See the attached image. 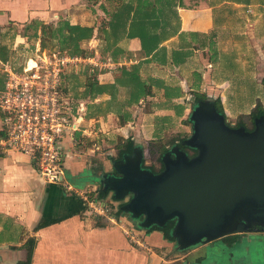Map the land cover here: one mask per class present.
<instances>
[{
	"label": "crops",
	"instance_id": "1",
	"mask_svg": "<svg viewBox=\"0 0 264 264\" xmlns=\"http://www.w3.org/2000/svg\"><path fill=\"white\" fill-rule=\"evenodd\" d=\"M153 1L0 0V90L5 79L3 66H12L17 49L26 46L27 37L21 31L33 30L31 35L37 41H34L36 46L32 51L35 54L40 45L36 35L40 33L41 25H56L58 21L66 20L73 25L92 27L91 38L80 43L91 47L90 57L113 65L95 67L100 83L116 82L123 66L135 64L139 68L145 62V66L152 68L151 76L141 78L152 79V95L125 107L130 112L125 123L119 122L113 109L101 115H87L89 104L101 103L103 106L109 98L107 94L103 100L88 98L86 105L79 100L83 111L75 135L89 133L88 141L95 146L89 150L98 147L94 127L102 133L103 143L110 141V135L114 134L140 142L139 128L144 130L150 113L154 115L153 126L150 134H144V137H162L169 126L174 129L182 121H188L191 104L187 94H208L206 81L218 92L212 98L221 99L226 119L235 122L238 119L234 113L236 109L232 110L228 104L232 81L217 74L219 57L213 59L211 54L237 50L244 66L252 67L247 74L253 87L248 91L264 94V0H169L168 4L160 0L152 6ZM123 3L134 6L129 19L120 23L113 35L111 19ZM137 8L134 24L144 12L158 14L160 10L158 24L147 25L152 34L149 52L142 50L140 32L134 30L133 36L128 35L133 10ZM214 45L217 48L212 51ZM240 83L244 84L238 82V85ZM117 86L118 93L123 91L124 94L125 89L118 83ZM257 104L264 109V99L260 101L255 97L240 112L246 110L249 114ZM182 128L179 133L183 135L190 131L186 125ZM62 144L61 163L66 187L47 183L26 154L11 151L0 156V264H21L26 260L29 248L31 256L27 264H177L178 260L182 264H200L207 258L200 246H191L180 257L174 254L173 258L167 259L165 256L170 253L174 240L166 238L162 230L139 226L125 214L119 217L121 221L111 222L102 216L83 213L80 194L90 192L89 195H93L103 184L99 176L92 173L95 165L79 152L76 143L64 138ZM111 164L110 161L103 162L106 167L103 173H108ZM127 224L138 236L137 242L125 234ZM184 257L186 260H182Z\"/></svg>",
	"mask_w": 264,
	"mask_h": 264
},
{
	"label": "water",
	"instance_id": "2",
	"mask_svg": "<svg viewBox=\"0 0 264 264\" xmlns=\"http://www.w3.org/2000/svg\"><path fill=\"white\" fill-rule=\"evenodd\" d=\"M190 120L192 133L183 144L195 155L171 148L162 156L163 169L153 173L134 152L100 179L104 190L124 200L120 209L137 225H168L179 249L250 231L251 223L264 226V115L246 131L227 125L201 100Z\"/></svg>",
	"mask_w": 264,
	"mask_h": 264
},
{
	"label": "built area",
	"instance_id": "3",
	"mask_svg": "<svg viewBox=\"0 0 264 264\" xmlns=\"http://www.w3.org/2000/svg\"><path fill=\"white\" fill-rule=\"evenodd\" d=\"M32 60L29 65L28 61ZM113 67L90 56L63 51L36 49L18 66H3L4 85L0 90V156L11 151L28 155L40 176L48 183L67 186L61 163L62 140L74 142L80 128V104L74 105L65 88V76L71 68ZM90 193V192H89ZM88 192L80 194L83 213L102 216L111 222L121 221L105 202ZM134 242L136 234L124 230Z\"/></svg>",
	"mask_w": 264,
	"mask_h": 264
},
{
	"label": "rangeland",
	"instance_id": "4",
	"mask_svg": "<svg viewBox=\"0 0 264 264\" xmlns=\"http://www.w3.org/2000/svg\"><path fill=\"white\" fill-rule=\"evenodd\" d=\"M159 2H161L160 0H158ZM162 4V3H161ZM160 13V10L158 11ZM157 14L154 12L155 16H159L161 14ZM140 15V14H139ZM33 30L32 29H28V30H24V32L21 31V34L23 36H26V46L24 48V46L20 47L17 49V51L15 52V56L13 58V62L10 64L14 67L18 66L19 64L23 63L24 60L26 59L27 55H31L34 56V54H32L33 51V47L36 46L34 43L37 42L35 40L34 37H32ZM41 33V32H40ZM38 34V36H41V34ZM40 39V38H39ZM42 39V38H41ZM43 39H44V47L41 46V42L40 40L37 47L40 48V50L42 51H65L67 52V48H64L65 50H59V38H50L47 35H43ZM35 41V42H34ZM217 45V44H216ZM214 45L213 50H215L217 48V46ZM80 47L86 48V50H90L91 47L88 46V44H81L80 43ZM237 51V50H236ZM228 51V52H218V54L215 52H213L211 54V57L213 59H215V57H219V65L217 68V74H219L220 76L223 77H229V79H231L233 87L230 89V92H228L229 97H228V104H230V108L232 110L236 109L235 115H238V119L235 120V123H244L245 125H249V120L251 121L250 117L254 116V115H258L260 113H264V109L257 104L255 107H253L249 114H246L247 111L243 109H245L247 107V105H249V102L251 101V99L255 100V97H258L260 101H262L264 99V94L263 92H250L248 91L249 88H252V84L251 82H249L248 80V72L252 71V67L248 66L245 67L244 63L241 61L240 58H238V51ZM214 61V60H212ZM145 63V62H144ZM144 63L142 65H140V67L138 68V73L140 74L141 78H146L147 76H151L152 73V68L151 67H147L144 65ZM97 67V66H95ZM94 66H90L88 63L85 64H79L77 67L71 68L68 73L65 76V88L66 90H68L67 92L69 93L68 96L71 99V101H73L74 105H77L76 102L80 103L79 100L83 101L84 104L86 105V102L89 101L88 96L86 97H81L82 96V92L84 90V86L83 84L85 83V76L82 73V69L86 70V73H90L92 72V69L95 68ZM99 68V67H97ZM100 68H107L105 66L100 67ZM99 78V77H98ZM209 80V79H208ZM238 82H242L244 84H239ZM206 86H208V88L206 89V91L208 90V94L206 93V98L205 100L209 101L212 105V96L214 97L218 92L211 89L212 86L211 83L209 81H206ZM123 91L118 93V97H123ZM97 97V98H96ZM94 100H103V98H106V94H101L96 96ZM187 98H189L190 102L189 104H191L190 108V113L188 115V121L190 119V114L191 111L193 110V107L198 103V101L195 100V96L192 94H187ZM152 100V99H151ZM86 101V102H85ZM113 107H116L115 104H113ZM155 108H153L154 110ZM144 110V108H143ZM114 112V111H113ZM153 112V111H152ZM240 112V113H239ZM116 114V111L114 112ZM143 113V112H142ZM146 116V115H145ZM148 117V121L144 124V130H142L141 128H139V133H140V139L138 143H135L136 148L138 149V152L141 155V166L143 168H148L150 169V171H154L156 170V168H159L160 164H161V159L162 156L164 155L163 153L160 152L158 146L159 144H156L155 142H157L159 139L158 137L153 135L152 139H145V135L148 136V134H150L151 132V128L153 126V122H152V118H153V113L147 115ZM243 118V119H241ZM186 120V119H185ZM234 120V119H231ZM186 121L185 123L182 121L180 124H178L177 127H174V129H171V126H169L170 124H168L169 128L168 131L165 132L163 135H161L162 137H160V140H163L166 142V149L168 151H170V148L172 146H177L180 150H184L187 153H191V149L187 148L185 146V144H183V140L185 138H187L189 136V134L192 133V127L190 126V122ZM241 121V122H240ZM192 123V121H191ZM227 123H229L230 125L233 124L235 125L234 122H230L229 120H227ZM242 123V124H243ZM183 125H186L187 127H189L190 131H188V134L183 135L181 133H179V130L183 129ZM96 131V133H94V135H96L97 137H95V139L97 141H95V143H97V148L94 149L93 151L89 150L95 148V146L92 145V143L89 140L88 134L86 135H82L83 133H81V135H79L78 137L76 135L75 140L73 143H76L75 146L78 147L79 152L83 153L85 158L87 159V161H90L92 164L95 165L94 169L92 168V173L94 176L98 177V179H102L104 178L108 173H112L114 172L113 169V164H111L112 166H110V170L108 171V173H103V169H105L106 167L103 166V162L104 161H110L111 163H113V161H116L118 159L121 158H116V152H117V148H118V144L123 142V140L125 138L123 137H117V135H110L111 136V140L110 141H106V143H103V141L101 140V134L102 133H98L96 130V127H94ZM172 131H177L178 133H173ZM78 132V131H76ZM75 132V133H76ZM145 134V135H144ZM88 136V137H87ZM113 136V137H112ZM67 142V141H66ZM90 142V143H89ZM167 151V152H168ZM99 152H104L101 156L96 155V153ZM163 154V155H162ZM151 166V167H149ZM103 167V168H102ZM102 173L101 175L99 173ZM92 175V174H90ZM99 181V180H98ZM101 181V180H100ZM100 190H104V187L101 186L99 189L96 188V193L94 192L93 195L97 196V194H99ZM100 199V198H99ZM102 202H106V200H109L108 202H106L107 206L110 208V210H112V212L114 214H116L118 217H121V215H124L125 213L123 212H119L118 209L120 207V204L124 201V200H119V199H114L113 195L110 191L106 192V197L102 200L100 199ZM128 218L131 220L130 216L127 215ZM127 229H130V225L127 224L125 225ZM152 227V226H151ZM150 227V228H151ZM260 232V233H259ZM240 234V233H239ZM256 234V235H255ZM261 234V235H259ZM228 236H232L233 238V242H227L223 239V237L213 240V241H205V242H198L194 245H191L192 247L194 246H200V248L206 252L207 254V258L205 260H203L200 264H212V261H214L215 264H264V231H255V232H242L239 235V238H235V236H238L234 233H231V235L229 234ZM138 239V236L136 237ZM240 239V240H239ZM173 240V238H172ZM236 240V242L234 241ZM239 240V241H238ZM235 242V243H234ZM239 242V243H238ZM229 243H232V245H228ZM210 244H212L213 246H210ZM191 246L183 248V249H179L178 248V244L174 243L172 244V246H170V253L168 255L165 256V258H173L174 254H178L179 257L181 255H183L184 252H186ZM182 260H186L185 257ZM177 264H182L180 263V260L176 261Z\"/></svg>",
	"mask_w": 264,
	"mask_h": 264
},
{
	"label": "trees",
	"instance_id": "5",
	"mask_svg": "<svg viewBox=\"0 0 264 264\" xmlns=\"http://www.w3.org/2000/svg\"><path fill=\"white\" fill-rule=\"evenodd\" d=\"M158 0H154L152 6H155ZM163 3H169V0H164ZM123 7H121L120 10H117L111 19V32L112 34H116L118 31V25L120 23L125 22L129 19L130 11L133 9V6L131 3H123ZM138 16V8L137 10H133V17L131 21V25L128 27V35L133 36V31L137 30L140 32V38L142 43V50L145 52H149L152 49V45L150 43V36L151 30L150 27L148 28L147 25L153 23V25L158 24V16H155V14L144 12L143 15L139 17L137 20V23L134 24V19ZM166 22V20H165ZM40 34L41 36H37L40 38L41 46L44 47V39L43 35H47L50 38H59V50H65L64 48H67V53L71 55H81V56H89L91 55V51L86 50L83 47H80V42L82 40H86L91 38L92 36V27L89 26H80V25H73L70 24L66 20L58 21L56 25L48 23V24H42L40 28ZM144 34V35H143ZM42 38V39H41ZM156 47V44L155 46ZM82 73L84 74L86 80L83 84L84 90L82 92L81 97H86L90 100H93L96 96L101 94H107L109 98L105 100V104L102 106L101 103H93L89 104V111L87 115L96 114L101 115L106 113L107 111H110L113 109L116 111L119 122L125 123L128 119V116H130V112L125 109L126 106H129L132 103H137L141 98H146L147 96L152 95V79L146 80L141 79L139 73H138V66L133 64L129 67L123 66L119 70V77H117V83L121 85L124 90V98L118 99L117 93H118V86L116 82L113 83H100L97 79V73L98 70L96 68L92 69V72L86 73V70L82 69ZM155 84H158L157 81H155ZM168 96V93L166 94ZM195 100L201 101L205 100L206 95L204 93H194ZM213 107L216 109V111L221 114L224 118L225 112L221 104V99L219 97L212 100ZM113 104H115L116 107H113ZM264 113H260L258 115H261ZM159 140L155 142L156 144H159L158 148L161 153L167 152L166 149V142L163 140ZM116 152V158H122L125 155H131L134 152H138V149L136 148L135 142L131 140L130 138H126L123 140V142L119 143ZM162 154V155H163ZM161 161V160H160ZM151 167V166H149ZM107 190H100L98 194V198L102 199L104 196H106ZM114 199H117L113 197ZM79 202H82L81 199H79ZM84 208L83 202H82V210ZM119 212L122 210L118 209ZM41 223V225H43ZM153 229L162 230L164 232V236L168 239H172L171 235L169 234V229L167 227H160V226H153ZM234 237L225 236L224 240L227 242H231ZM31 256V249L29 248L27 258L24 262L21 264H27Z\"/></svg>",
	"mask_w": 264,
	"mask_h": 264
},
{
	"label": "flooded vegetation",
	"instance_id": "6",
	"mask_svg": "<svg viewBox=\"0 0 264 264\" xmlns=\"http://www.w3.org/2000/svg\"><path fill=\"white\" fill-rule=\"evenodd\" d=\"M261 115H264V114H261ZM258 116H260V115H254V116H251L250 117V119H251V121L249 120V125H245L243 122V124L242 123H238V122H234L235 123V125H233V124H231L233 127H242L244 130H246V131H251V130H253V128H254V118H256V117H258ZM225 120H227L226 118H225ZM241 122V121H240ZM190 124H191V127H192V123H191V120H190ZM227 125H230L229 123H227ZM191 134H189V136H190ZM188 136V137H189ZM187 137V138H188ZM186 139V138H185ZM184 139V140H185ZM186 146V145H185ZM171 148H173V151L172 152H174V151H177V149H179L177 146H172ZM170 148V149H171ZM188 148V147H187ZM183 150V149H182ZM168 151V150H167ZM184 151V150H183ZM170 153L171 154V156H173V153ZM196 150H195V148L193 149H191V153L189 154V153H187L188 154V156L190 157V156H193V155H195L196 154ZM119 160V159H118ZM148 169V168H147ZM163 169V164H162V161H161V164H160V166H159V168H156V170H154L153 171V173H158V172H160L161 170ZM150 170V169H149ZM251 226H250V228H251V232H255V231H264V226H261L260 224H257V223H251L250 224ZM168 226V225H167ZM166 226V227H167ZM169 228V227H168ZM245 232H249V231H245ZM260 233V232H259ZM234 234H236V235H238V236H235V238H239V235L241 234H239V233H234ZM231 235V234H230ZM256 235V234H255ZM259 235H261V234H259ZM226 236H228V235H226ZM224 237L225 236H223V239H224ZM240 240V239H239ZM238 240V241H239ZM235 242H236V240H234ZM233 242V241H232ZM234 242V243H235ZM239 243V242H238ZM228 245H232V243H229Z\"/></svg>",
	"mask_w": 264,
	"mask_h": 264
},
{
	"label": "bare ground",
	"instance_id": "7",
	"mask_svg": "<svg viewBox=\"0 0 264 264\" xmlns=\"http://www.w3.org/2000/svg\"><path fill=\"white\" fill-rule=\"evenodd\" d=\"M28 64L31 65V64H32V60H29V61H28Z\"/></svg>",
	"mask_w": 264,
	"mask_h": 264
}]
</instances>
